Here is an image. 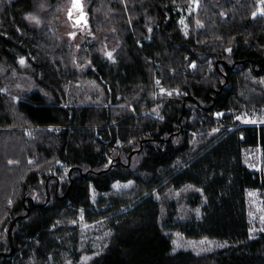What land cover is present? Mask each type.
I'll return each instance as SVG.
<instances>
[{
	"label": "trees",
	"instance_id": "obj_1",
	"mask_svg": "<svg viewBox=\"0 0 264 264\" xmlns=\"http://www.w3.org/2000/svg\"><path fill=\"white\" fill-rule=\"evenodd\" d=\"M59 1L0 0V264H264V124L229 128L264 114V0H84L114 58L60 40Z\"/></svg>",
	"mask_w": 264,
	"mask_h": 264
},
{
	"label": "rangeland",
	"instance_id": "obj_2",
	"mask_svg": "<svg viewBox=\"0 0 264 264\" xmlns=\"http://www.w3.org/2000/svg\"><path fill=\"white\" fill-rule=\"evenodd\" d=\"M83 1L84 0H82V2ZM260 3H261L260 6H262V8L259 6L260 8L259 11L262 12L264 11V7H263L264 4L262 2ZM79 5L80 3L77 4V6ZM71 6H72V0H60L59 1V6L56 11L58 17L56 18V20L58 24V37L60 38V40L73 45L76 48L75 50L77 51H79L82 46L89 44V43H95V44L96 43L98 44L106 43L105 44L106 47L101 48V52L109 53L108 58H114L115 49L117 48V45L119 44L117 38L113 37L112 35H108V36L105 35L104 37L99 38L97 35H93L92 31H87L85 26H83L84 28L81 27L82 26L81 23L86 20V16L83 14V11L85 12L86 10L85 4L83 2L80 10L77 9L80 6L77 7L76 10L74 9L75 14L77 13L76 20L71 19L72 18L71 13L73 12V8ZM195 6H191L187 10L186 14H190L191 12H193L196 8ZM77 10H79L80 12L78 13ZM39 11L44 12V5L42 4L40 5ZM181 23L185 29V22L182 21ZM190 68L192 69L193 67L190 66ZM82 69L86 70L87 66L80 67L81 71H83ZM83 85L84 86L79 87L78 91H76V94H79L80 92H82L81 90L83 87L89 88L88 94L85 95V98L87 100L89 97L88 95L94 90H96V87L94 85L93 87L89 86V83L83 84ZM171 99H178L181 102V104H183L184 107H188V108L198 111L199 113H202V110L199 108L198 105L190 102L189 99L184 100L183 93L179 92L177 89H171L168 91L159 89L157 92L154 91L153 102H152L153 104H151V108H155L160 103H163ZM217 115L216 116L219 117L220 119L222 118L221 115L223 116L222 113L220 114L218 113ZM233 121H234L233 123L231 122V124H229V128L231 129L234 127L236 128V127L243 126V125L259 126V125L264 124V114H260L257 111H251V113L236 117ZM247 158H251L256 161V164H253L252 168L259 171L260 166H261L259 152L258 151L251 152L247 155ZM62 166L63 165L61 163L56 164V167L60 168ZM68 175H69L68 171L63 170L61 174L62 178H60V180L65 181ZM247 197H248V203L250 206L251 217L254 219V221L256 220V218L263 220L264 219V199L262 198V194L258 191H251L247 194ZM173 237H174L173 243H174L175 249L184 248L194 253H204V252L210 251L212 250L213 245H214L211 241H208L206 239L190 241V240H186L185 238L179 235H175ZM87 242L89 241L87 240ZM91 244L96 246L95 242H92ZM84 258L86 259L88 258V256H85Z\"/></svg>",
	"mask_w": 264,
	"mask_h": 264
},
{
	"label": "water",
	"instance_id": "obj_3",
	"mask_svg": "<svg viewBox=\"0 0 264 264\" xmlns=\"http://www.w3.org/2000/svg\"><path fill=\"white\" fill-rule=\"evenodd\" d=\"M255 18V16H253L252 17V19H254ZM234 66V65H233ZM232 66V67H233ZM187 98H185V100H186ZM131 156V155H130ZM130 156H129V158H130ZM50 199V195H49V193L47 194V200L46 201H48ZM15 221H16V219L13 221V223L9 226V228H8V240H9V243H10V246H11V253L14 251V247H13V242H12V228H13V225H14V223H15Z\"/></svg>",
	"mask_w": 264,
	"mask_h": 264
},
{
	"label": "built area",
	"instance_id": "obj_4",
	"mask_svg": "<svg viewBox=\"0 0 264 264\" xmlns=\"http://www.w3.org/2000/svg\"><path fill=\"white\" fill-rule=\"evenodd\" d=\"M264 2V1H263ZM262 2V3H263ZM259 5L261 4V3H258ZM264 4V3H263ZM262 14L264 15V11H262ZM172 93V92H171ZM184 100H185V98H184ZM187 100V99H186ZM217 114H215V115H213L212 117L214 118V119H217V120H220V118L219 117H217L216 116Z\"/></svg>",
	"mask_w": 264,
	"mask_h": 264
},
{
	"label": "bare ground",
	"instance_id": "obj_5",
	"mask_svg": "<svg viewBox=\"0 0 264 264\" xmlns=\"http://www.w3.org/2000/svg\"><path fill=\"white\" fill-rule=\"evenodd\" d=\"M218 116V115H217Z\"/></svg>",
	"mask_w": 264,
	"mask_h": 264
}]
</instances>
